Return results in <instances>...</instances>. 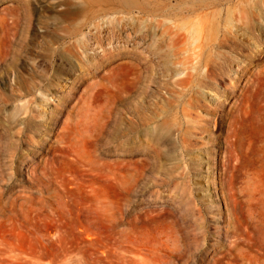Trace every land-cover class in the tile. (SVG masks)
Returning <instances> with one entry per match:
<instances>
[{"label": "rangeland", "instance_id": "1", "mask_svg": "<svg viewBox=\"0 0 264 264\" xmlns=\"http://www.w3.org/2000/svg\"><path fill=\"white\" fill-rule=\"evenodd\" d=\"M0 264H264V0H0Z\"/></svg>", "mask_w": 264, "mask_h": 264}]
</instances>
